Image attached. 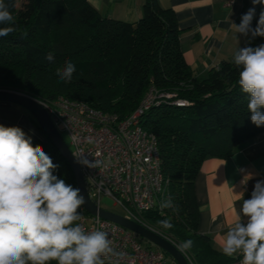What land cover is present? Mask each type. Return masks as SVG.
Masks as SVG:
<instances>
[{
  "label": "trees",
  "instance_id": "1",
  "mask_svg": "<svg viewBox=\"0 0 264 264\" xmlns=\"http://www.w3.org/2000/svg\"><path fill=\"white\" fill-rule=\"evenodd\" d=\"M5 3L17 30L0 37V89L39 101L59 96L84 101L118 114L120 120L134 112L152 90L171 95L159 98L145 112L143 127L158 138L163 173L169 181L164 201L170 198L174 208L143 211L138 221L176 246L191 239L192 247L183 253L196 264H233L235 258L225 256L199 231L194 190L206 158L228 159L264 131V126L257 127L250 120L248 95L239 86L240 69L233 59L206 76L194 74L181 49L176 13L162 7L159 0H146L136 23L104 17L88 0ZM250 7L251 0H243L238 24ZM255 7L253 27L261 11L260 5ZM248 38L249 46L264 44V37ZM48 53L54 55L53 62L45 59ZM65 61L76 67L68 83L56 75ZM31 139L58 166L54 175L77 188L73 170L56 145L46 135ZM78 212L82 215L81 208ZM163 219L172 227L162 228L158 221Z\"/></svg>",
  "mask_w": 264,
  "mask_h": 264
},
{
  "label": "clouds",
  "instance_id": "2",
  "mask_svg": "<svg viewBox=\"0 0 264 264\" xmlns=\"http://www.w3.org/2000/svg\"><path fill=\"white\" fill-rule=\"evenodd\" d=\"M250 7L237 25L236 32L254 40L264 37V0H251ZM256 5L261 11L256 23ZM15 17L5 0H0V37H7L17 29ZM53 62L55 57H45ZM240 69L239 86L248 95L250 120L264 126V44L239 47L233 55ZM76 67L65 61L56 75L65 83L71 82ZM91 142V141H89ZM89 168H97L101 161H78ZM55 165L42 146H33L32 139L18 126L0 125V264H104L102 257L113 253L108 233L102 230L86 232L79 223L78 209L85 203L80 189L73 188L54 175ZM161 209L174 208L169 198ZM241 213L223 235L221 251L234 257L241 253L240 264H264V179L258 180L251 197L243 200ZM162 228L172 224L168 219L158 221ZM222 231V226H216ZM193 245L191 239L179 244L180 252Z\"/></svg>",
  "mask_w": 264,
  "mask_h": 264
},
{
  "label": "built area",
  "instance_id": "3",
  "mask_svg": "<svg viewBox=\"0 0 264 264\" xmlns=\"http://www.w3.org/2000/svg\"><path fill=\"white\" fill-rule=\"evenodd\" d=\"M163 96L171 95L150 91L139 107L123 120L116 113L104 112L84 101L64 96L52 101L38 100L60 133L63 131L69 137L77 162L83 158L102 162L97 168L78 162L88 194L99 208H102L103 198H110L124 209L125 217L136 222L141 212L161 208L169 181L163 173L158 138L143 127V118ZM81 211L82 219L77 223L86 232L108 233L113 253L102 257L104 264H177L167 252L144 244L142 238L128 228L91 215L83 206ZM186 258L189 264H196L191 257ZM242 259L240 253L234 264H240Z\"/></svg>",
  "mask_w": 264,
  "mask_h": 264
},
{
  "label": "crops",
  "instance_id": "4",
  "mask_svg": "<svg viewBox=\"0 0 264 264\" xmlns=\"http://www.w3.org/2000/svg\"><path fill=\"white\" fill-rule=\"evenodd\" d=\"M145 1L88 0L104 17L130 23H136L142 17ZM159 2L162 7L175 11L181 29L182 52L197 76H206L223 61L232 60L239 47L249 46V38L232 27V22L238 25L243 0ZM11 104L0 102V108H9L13 115H10L11 120L0 115V124L18 126L27 136L44 139L45 134L30 116L17 112ZM261 179H264V131L241 146L230 158L208 157L202 163L194 183L199 206V231L209 236L219 251L223 235L238 217L243 223L247 222L248 218L243 217L240 211L243 200L251 197L255 183ZM217 225L222 226V231H217ZM239 255L237 253L232 258L237 259Z\"/></svg>",
  "mask_w": 264,
  "mask_h": 264
},
{
  "label": "water",
  "instance_id": "5",
  "mask_svg": "<svg viewBox=\"0 0 264 264\" xmlns=\"http://www.w3.org/2000/svg\"><path fill=\"white\" fill-rule=\"evenodd\" d=\"M0 102L16 104L28 110L36 120L39 129H41L42 132L56 145L61 156L67 160L73 170L77 188L80 189V195H82L85 199V203L82 206L86 212L91 215H99L104 219L128 228L138 234L141 238H145L152 244H155L158 248L167 252L174 258L177 264H189V261L184 253L180 252L178 247L169 239L139 222L128 219L124 215L99 208L92 201L88 194L80 165L76 161L71 149L64 141L49 112L36 98L27 94L0 89Z\"/></svg>",
  "mask_w": 264,
  "mask_h": 264
},
{
  "label": "rangeland",
  "instance_id": "6",
  "mask_svg": "<svg viewBox=\"0 0 264 264\" xmlns=\"http://www.w3.org/2000/svg\"><path fill=\"white\" fill-rule=\"evenodd\" d=\"M11 107H13L17 112L19 111V112H21L23 114L30 115V112L28 110H26L25 108H23V107H21L19 105L11 104ZM12 111H14V110H12ZM9 112H10L9 108H0V115L4 116V117H9L10 120H11L10 115L12 113L11 112L9 113ZM11 116H13V115H11ZM61 135H62L64 141L66 142V144L69 146V148H71L69 137L67 136V134L64 133L63 131H61ZM101 207L103 209L112 211V212L120 214V215H124L125 214L124 209L121 206L115 204V202L112 199H110V198H103L102 201H101ZM142 240H143L144 244H146V245H148V246H150L152 248H157V246L155 244H152L151 242H149L145 238H142Z\"/></svg>",
  "mask_w": 264,
  "mask_h": 264
}]
</instances>
